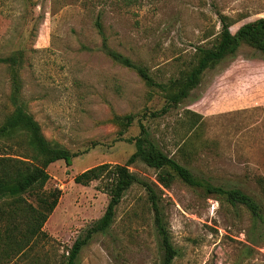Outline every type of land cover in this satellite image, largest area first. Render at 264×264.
Masks as SVG:
<instances>
[{
	"label": "rangeland",
	"instance_id": "rangeland-1",
	"mask_svg": "<svg viewBox=\"0 0 264 264\" xmlns=\"http://www.w3.org/2000/svg\"><path fill=\"white\" fill-rule=\"evenodd\" d=\"M222 16L234 23V34L264 18V0H0V57L24 53L19 76L27 112L49 141L79 154L71 167L58 161L48 168L46 188L62 195L43 228L47 239L27 242L23 223L7 230L0 220V264H62L110 201L105 180L84 186L75 177L99 165L126 164L135 152L127 140L139 136L141 123L198 178L241 189L264 208V56L242 47L207 70L177 108L153 118L165 106L162 92L114 62L96 26L100 22L111 50L169 85L192 68L200 48L216 43ZM11 91L9 69L0 64V124L14 111ZM189 112L202 116L197 134L189 135ZM125 115L134 122L120 140L115 117ZM130 171L139 183L125 194L111 228L83 248L78 264H160L143 183L161 198L179 253L174 264H264V225L254 226L245 208L179 180L165 189L141 162Z\"/></svg>",
	"mask_w": 264,
	"mask_h": 264
},
{
	"label": "trees",
	"instance_id": "trees-1",
	"mask_svg": "<svg viewBox=\"0 0 264 264\" xmlns=\"http://www.w3.org/2000/svg\"><path fill=\"white\" fill-rule=\"evenodd\" d=\"M222 29L216 43L207 49L200 48L195 57V64L181 78L170 84H159L149 74L147 68L135 64L131 59L111 50L100 22L96 23L102 37V45L107 55L116 63L127 67L139 75L150 89H158L165 98V106L160 112L153 113V118L161 117L184 102L191 92L201 84L205 72L214 69L228 58L236 57L242 47H248L264 56V18L241 26L236 33L231 32L234 25L229 18L221 17ZM24 62V53L16 51L7 57H0V64L7 66L11 77V102L14 111L0 124V220L7 224V230L23 223V237L29 242L37 237L48 238L43 228L58 206L62 192L59 189L48 190L51 177L48 168L51 164L64 161L68 167L79 156L57 142L49 141L39 122L30 115L21 100L22 81L19 70ZM197 118L201 115L189 112L186 119L187 129L197 134L202 125ZM115 121L122 127L120 140L126 130L133 124L134 116H116ZM188 135V136H189ZM127 142L134 143L135 152L124 165L103 164L91 168L74 179L75 183L87 186L94 181H106L104 191L110 201L104 216L88 230L84 238H79L67 250L62 264H78V258L94 234L107 232L116 217L125 194L135 184L138 177L130 171V166L141 162L157 173L158 184L169 189L179 180L191 188L201 189L209 197L224 200L233 207H243L251 215L253 225H264L263 205L254 197L238 188L215 186L198 178L187 165L170 156L152 138L149 129L140 124V134ZM150 207L154 212L153 224L157 233L160 264H174L179 253L172 242L169 223L162 209L161 198L148 183H143ZM264 193V181L259 180ZM158 187V186H157ZM28 196V197H27ZM27 198H32L30 202Z\"/></svg>",
	"mask_w": 264,
	"mask_h": 264
}]
</instances>
